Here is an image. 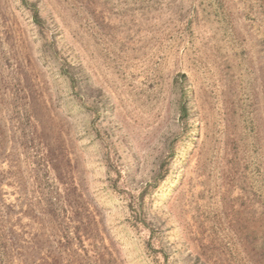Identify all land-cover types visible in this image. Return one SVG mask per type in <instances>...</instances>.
I'll list each match as a JSON object with an SVG mask.
<instances>
[{"label": "rangeland", "instance_id": "1", "mask_svg": "<svg viewBox=\"0 0 264 264\" xmlns=\"http://www.w3.org/2000/svg\"><path fill=\"white\" fill-rule=\"evenodd\" d=\"M0 264H264V0H0Z\"/></svg>", "mask_w": 264, "mask_h": 264}, {"label": "trees", "instance_id": "2", "mask_svg": "<svg viewBox=\"0 0 264 264\" xmlns=\"http://www.w3.org/2000/svg\"><path fill=\"white\" fill-rule=\"evenodd\" d=\"M33 9H32V18L34 19V22L38 25V26H40L41 25V19H40V17L38 16V13H37V11L34 9V7H32ZM180 111H181V115L182 116H184V115H186V113H187V109H186V106L184 105V104H182L181 105V107H180Z\"/></svg>", "mask_w": 264, "mask_h": 264}]
</instances>
